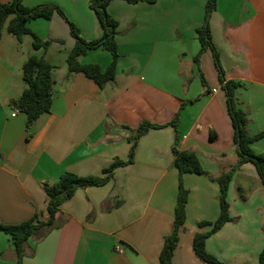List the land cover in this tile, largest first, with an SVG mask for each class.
Returning <instances> with one entry per match:
<instances>
[{
	"label": "crops",
	"instance_id": "crops-1",
	"mask_svg": "<svg viewBox=\"0 0 264 264\" xmlns=\"http://www.w3.org/2000/svg\"><path fill=\"white\" fill-rule=\"evenodd\" d=\"M207 2L113 0L108 13L119 24V59L115 80L103 88L82 73H68L67 58L76 40L59 14L28 22L39 39L52 41L47 50H35L31 35L19 41L4 29L0 41V224H19L36 212L47 220L44 183L55 184L67 172L101 175L115 159H129V137L142 121L164 125L139 140L134 163L116 169L108 184L79 189L66 201L56 227L45 238L38 232L28 241L23 264H159L179 189L173 154L176 133L168 123L182 103L194 100L182 110L178 147L194 151L206 174L183 177L190 192L187 219L172 263L204 264L195 255L193 238L210 229H200L201 221L218 219L220 188L215 180L238 161L226 94L210 51L202 55L199 66L194 61L201 49L196 30L205 22ZM23 3L27 7L56 5L84 39L103 36L90 0ZM210 23L223 63L232 59L226 80L250 85L237 90L240 106L250 118L249 133L264 132V0H218ZM33 54L54 67L52 107L28 126L27 116L13 104L26 87L23 65ZM112 61L113 55L105 49L91 50L80 58L82 64H97L103 70ZM202 77L209 86L202 84ZM252 148L264 154V139ZM228 199L234 220L207 240L206 249L228 264H258L264 248V186L252 164L236 170ZM0 264H17L12 240L3 232Z\"/></svg>",
	"mask_w": 264,
	"mask_h": 264
},
{
	"label": "trees",
	"instance_id": "trees-1",
	"mask_svg": "<svg viewBox=\"0 0 264 264\" xmlns=\"http://www.w3.org/2000/svg\"><path fill=\"white\" fill-rule=\"evenodd\" d=\"M24 0H12L6 3H0V41L3 31L7 27L9 33L14 35L19 41H22L26 35L33 37V47L35 50H47L51 40L42 41L28 27V22L32 19L45 18L51 19L55 14L62 16L68 23L70 32L75 38V46L70 51L67 58L68 73H82L92 79L100 88L113 82L116 78L118 65V44L116 41L118 22L108 13V6L113 0H90V8L95 12L103 29V36L97 40L88 41L82 37L80 29L71 22L64 12L56 5L42 4L35 7H27ZM130 4L141 2L155 4L158 0H125ZM217 0H208L206 4V18L204 24L196 30L198 40L201 44L199 53L195 56V63L199 66L202 55L210 50L213 54L215 67L219 72V80L223 85L226 94L228 114L232 121L234 129V143L236 145L237 164L227 173H223L215 181L220 188L219 202L220 215L215 222L201 221L198 224L200 229L209 227L207 232H197L193 238V250L197 258L204 264H228L221 261L215 255L209 253L206 249L207 240L217 233L225 224L234 219L230 215L229 190L233 175L236 170L244 164H252L261 182L264 186V154H257L252 144L264 139V132L251 135L248 130L250 123L249 115L240 106L237 97V90L241 87V82L226 80L224 70L221 64V57L213 41L210 18L216 10ZM96 49L108 50L113 55V61L110 66L103 70L97 64H82L80 58L89 51ZM54 67L43 57L30 56L23 65V80L25 89L21 97L13 104L20 112L24 113L28 119V126L36 121L43 114L49 113L52 107V71ZM202 84L206 86L205 79L202 77ZM195 101V100H194ZM181 104L173 120L168 123L175 130V145L173 147L175 166L179 172V189L176 200L175 216L172 229L169 235L164 238L163 248L159 255V264H173L174 252L179 244L180 234L184 229L187 219V204L189 200V190L184 186L183 177L185 174L204 175V170L197 154L191 150L179 149V124L182 110L189 102ZM164 125L152 124L148 121H142L129 137L132 142L129 159L122 161L115 159L113 163L102 171L101 175L79 176L72 172L63 174L55 184H43V190L48 198V218L42 220L39 213L22 223L15 225L0 224V232L10 236L14 251L17 256V264H23L26 255V245L28 241L38 232H43V237L56 227L57 215L61 206L71 199L79 189L90 187H101L108 184L114 177L115 170L133 164L135 161L136 148L139 140L150 130L160 129ZM129 128V127H125ZM211 133V140H215ZM258 264H264V248L258 256Z\"/></svg>",
	"mask_w": 264,
	"mask_h": 264
},
{
	"label": "rangeland",
	"instance_id": "rangeland-1",
	"mask_svg": "<svg viewBox=\"0 0 264 264\" xmlns=\"http://www.w3.org/2000/svg\"><path fill=\"white\" fill-rule=\"evenodd\" d=\"M217 6H218V0H217ZM217 6H216V9H217ZM215 12V11H214ZM213 12V13H214ZM205 16H206V14H205ZM211 19V18H210ZM210 25H211V23H210ZM7 28V27H6ZM210 28H211V26H210ZM215 46H216V44H215ZM216 49H217V51L219 52V54L221 53L220 52V50L218 49V47L216 46ZM210 51V50H209ZM226 52V51H225ZM34 53V52H33ZM210 53H211V56H212V58H213V54H212V52L210 51ZM227 54V52L225 53V55ZM33 56H36V54H33ZM221 57V56H220ZM213 61H214V59H213ZM221 64H222V67H223V70H224V75H225V77H226V72H230V70H231V66H229V65H231L232 64V59H230V61H229V63H223V61H222V58H221ZM214 65H215V63H214ZM216 68V67H215ZM216 71H217V73H218V78H219V72H218V70H217V68H216ZM208 75L209 76H211V74H210V72L208 71ZM205 76V75H204ZM213 77H214V75H213ZM208 80L205 78V85L206 86H209L208 85ZM250 87V85H247L246 83H241V87L240 88H244V89H248ZM234 264H236V263H234Z\"/></svg>",
	"mask_w": 264,
	"mask_h": 264
},
{
	"label": "built area",
	"instance_id": "built-area-1",
	"mask_svg": "<svg viewBox=\"0 0 264 264\" xmlns=\"http://www.w3.org/2000/svg\"><path fill=\"white\" fill-rule=\"evenodd\" d=\"M214 92H216V91H214ZM16 111H18V109L16 108ZM16 114H14V116H15Z\"/></svg>",
	"mask_w": 264,
	"mask_h": 264
}]
</instances>
